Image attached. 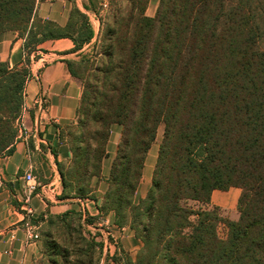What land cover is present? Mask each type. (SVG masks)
<instances>
[{"label": "trees", "instance_id": "trees-1", "mask_svg": "<svg viewBox=\"0 0 264 264\" xmlns=\"http://www.w3.org/2000/svg\"><path fill=\"white\" fill-rule=\"evenodd\" d=\"M44 1L54 0H0V32L18 31L29 54L61 38L80 52L65 61L83 93L76 123L60 132L72 152L57 161L61 198L94 197L117 124L101 209L143 242L128 264H264V0H160L153 17L151 0H109L104 17L92 8L99 35L75 2L65 26L39 17ZM30 65V57L20 68L0 59V156L14 151ZM161 124L152 184L136 200ZM231 187L241 189L237 220L190 206ZM81 240L73 262L60 253L63 264H93L102 244Z\"/></svg>", "mask_w": 264, "mask_h": 264}, {"label": "crops", "instance_id": "crops-1", "mask_svg": "<svg viewBox=\"0 0 264 264\" xmlns=\"http://www.w3.org/2000/svg\"><path fill=\"white\" fill-rule=\"evenodd\" d=\"M101 1H44L38 3L36 13L43 19L65 26L75 2L92 22V17L96 16L92 8L96 9ZM24 44L25 38L18 31L0 32L2 61L9 63L11 68H20L27 57L31 59V76L25 86L14 151L0 156V264H53L52 261L63 264L60 253L68 245V250L70 246L75 250L86 248L82 237L102 244L96 246L94 252L106 264L135 261L143 246L142 240L128 226L116 224L114 211L101 209L109 188L121 126L115 124L112 127L109 155L103 161L101 177L93 179L94 197L61 198L63 187L57 161L69 162L72 152L67 140L61 141L60 132L76 122L83 93L82 81L70 72L65 61L81 56L80 52H70L74 43L69 38L47 40L31 54L25 50ZM158 152L159 145L154 147L153 144L146 157L136 200L144 198L151 187ZM151 160L154 167L147 169ZM28 171H32L40 183L38 193L29 197L24 179ZM52 187L55 197L51 194ZM240 194L238 187L227 191L214 190L207 206L232 212L238 206ZM26 220H32L38 226L41 236L31 244L26 240ZM61 227L63 231L59 229ZM74 259L69 254V260L73 262ZM95 263L98 264L93 253Z\"/></svg>", "mask_w": 264, "mask_h": 264}, {"label": "rangeland", "instance_id": "rangeland-1", "mask_svg": "<svg viewBox=\"0 0 264 264\" xmlns=\"http://www.w3.org/2000/svg\"><path fill=\"white\" fill-rule=\"evenodd\" d=\"M158 5H159V0H151L150 4H149V8H148L149 10L147 11V15L151 16V17L155 16L156 12H157V9H158ZM96 9L100 12L99 13V17H104L106 15L108 9H109V0H102L98 4V7ZM92 24H93V27H94L96 35H99L100 30H101L102 27H101V22L97 19V16L92 17ZM95 41H96V39H93L92 43H94ZM94 51L95 50H94L93 45H91V46L87 45L86 46V53L92 54ZM79 59H80V57L79 58H70V60H79ZM68 127L69 126L65 127L64 129H66ZM163 134H164V124H161L159 126V129H158L157 139L153 143L154 147H156L158 145L160 146L161 140L163 138ZM65 139L67 140L68 138H65ZM151 167H154V164L152 163V160L150 162H148L147 169H151ZM189 203H190V206H192L194 209L208 208L207 204H201V203H198V202H189ZM213 207H215V206H213ZM213 207H211V208H213ZM219 209H220L219 213L224 218L231 219V220H237L239 218L238 206L232 212L223 210L221 208H219ZM59 229L61 231H63L62 227L59 228ZM227 232H228L227 225L224 222L219 223V225H218V234H219V236L222 239H224L227 236ZM68 247H69V245H68ZM68 247L66 248V251L68 250ZM96 251H98V250H96ZM69 252H70V256L72 257V259H74L76 250L72 246H70ZM96 257H97L98 264H106L105 260L101 259V261H100L98 253L96 254V252H94V261H96Z\"/></svg>", "mask_w": 264, "mask_h": 264}, {"label": "built area", "instance_id": "built-area-1", "mask_svg": "<svg viewBox=\"0 0 264 264\" xmlns=\"http://www.w3.org/2000/svg\"><path fill=\"white\" fill-rule=\"evenodd\" d=\"M24 179H25V183H26V192H27V196H31L33 194H37L38 193V189L40 187V183L37 179V177L33 174L32 171H28L25 173L24 175ZM52 195L55 197V190L54 187H52ZM28 201V200H27ZM30 214H32V210L29 211ZM32 216V215H31ZM30 216V217H31ZM24 230L26 233V240L29 244L34 243L36 241H38L40 239V232H39V228L36 224H34L32 222V220H26L24 222Z\"/></svg>", "mask_w": 264, "mask_h": 264}]
</instances>
